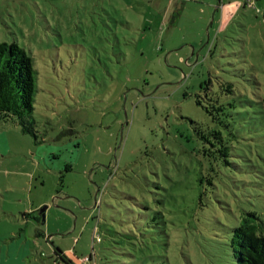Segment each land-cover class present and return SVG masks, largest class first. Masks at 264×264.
<instances>
[{
    "label": "rangeland",
    "instance_id": "obj_1",
    "mask_svg": "<svg viewBox=\"0 0 264 264\" xmlns=\"http://www.w3.org/2000/svg\"><path fill=\"white\" fill-rule=\"evenodd\" d=\"M0 43L37 86V138L0 121V264H234L264 223V0H0Z\"/></svg>",
    "mask_w": 264,
    "mask_h": 264
},
{
    "label": "trees",
    "instance_id": "obj_2",
    "mask_svg": "<svg viewBox=\"0 0 264 264\" xmlns=\"http://www.w3.org/2000/svg\"><path fill=\"white\" fill-rule=\"evenodd\" d=\"M36 93L33 59L17 43H0V121H13L37 138L32 121ZM213 135L218 143L223 142L221 132ZM226 149L215 153L227 156ZM44 214L36 220L43 222ZM231 232L234 264H264V223L257 214L248 213Z\"/></svg>",
    "mask_w": 264,
    "mask_h": 264
},
{
    "label": "water",
    "instance_id": "obj_3",
    "mask_svg": "<svg viewBox=\"0 0 264 264\" xmlns=\"http://www.w3.org/2000/svg\"><path fill=\"white\" fill-rule=\"evenodd\" d=\"M47 210V208H45L44 210H43V212H45ZM43 219H45V214L43 215Z\"/></svg>",
    "mask_w": 264,
    "mask_h": 264
},
{
    "label": "built area",
    "instance_id": "obj_4",
    "mask_svg": "<svg viewBox=\"0 0 264 264\" xmlns=\"http://www.w3.org/2000/svg\"><path fill=\"white\" fill-rule=\"evenodd\" d=\"M86 260H89V259H86Z\"/></svg>",
    "mask_w": 264,
    "mask_h": 264
}]
</instances>
